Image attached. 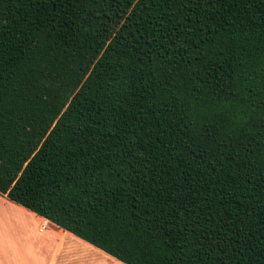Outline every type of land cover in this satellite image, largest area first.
Here are the masks:
<instances>
[{
	"label": "trees",
	"instance_id": "trees-1",
	"mask_svg": "<svg viewBox=\"0 0 264 264\" xmlns=\"http://www.w3.org/2000/svg\"><path fill=\"white\" fill-rule=\"evenodd\" d=\"M0 196L122 264H264V0H0Z\"/></svg>",
	"mask_w": 264,
	"mask_h": 264
},
{
	"label": "crops",
	"instance_id": "crops-1",
	"mask_svg": "<svg viewBox=\"0 0 264 264\" xmlns=\"http://www.w3.org/2000/svg\"><path fill=\"white\" fill-rule=\"evenodd\" d=\"M0 264L122 263L0 196Z\"/></svg>",
	"mask_w": 264,
	"mask_h": 264
},
{
	"label": "built area",
	"instance_id": "built-area-1",
	"mask_svg": "<svg viewBox=\"0 0 264 264\" xmlns=\"http://www.w3.org/2000/svg\"><path fill=\"white\" fill-rule=\"evenodd\" d=\"M44 226H45V223H43V224L41 225L40 230H42V229L44 228Z\"/></svg>",
	"mask_w": 264,
	"mask_h": 264
}]
</instances>
